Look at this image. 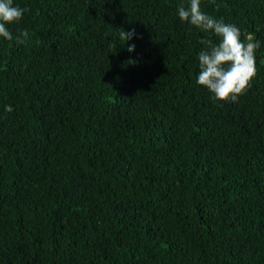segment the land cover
<instances>
[{
	"label": "trees",
	"instance_id": "trees-1",
	"mask_svg": "<svg viewBox=\"0 0 264 264\" xmlns=\"http://www.w3.org/2000/svg\"><path fill=\"white\" fill-rule=\"evenodd\" d=\"M188 3L14 0L29 39L0 37V264H264V0H201L260 42L236 103L197 84L218 37L180 21Z\"/></svg>",
	"mask_w": 264,
	"mask_h": 264
},
{
	"label": "clouds",
	"instance_id": "clouds-1",
	"mask_svg": "<svg viewBox=\"0 0 264 264\" xmlns=\"http://www.w3.org/2000/svg\"><path fill=\"white\" fill-rule=\"evenodd\" d=\"M27 11L28 9L14 4V0H0V37L14 41L17 45L25 44L29 39L28 30H18L14 35L8 25H19ZM177 14L182 23L218 37V43L211 39L200 40L205 47L198 55L197 84L205 87L215 100L238 102L239 97L247 94L257 74L255 55L260 42H253L249 37L245 44L241 39L240 29L234 24L226 23L223 18L216 19L203 11L201 0H189L187 6L179 5ZM135 35V29L126 31L122 28L119 33V39L124 41L123 45H127L128 52L135 50L134 44H127ZM12 110L10 105L5 107V111Z\"/></svg>",
	"mask_w": 264,
	"mask_h": 264
}]
</instances>
